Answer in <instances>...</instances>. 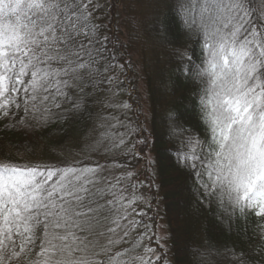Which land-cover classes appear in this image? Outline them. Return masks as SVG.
Instances as JSON below:
<instances>
[{
    "label": "snow or ice",
    "instance_id": "6c2138e0",
    "mask_svg": "<svg viewBox=\"0 0 264 264\" xmlns=\"http://www.w3.org/2000/svg\"><path fill=\"white\" fill-rule=\"evenodd\" d=\"M172 7L181 34L199 48L198 56L177 55L205 129L202 140L171 132L188 149L178 163L221 220L264 218V0H172ZM102 11L99 0H0V120L47 124L95 106L88 152L101 157L0 156V264H163L151 246L160 238L138 210L140 181L117 155L147 161L151 134L125 122V65ZM198 254L206 264L220 255L211 243ZM233 264H245L243 254Z\"/></svg>",
    "mask_w": 264,
    "mask_h": 264
},
{
    "label": "trees",
    "instance_id": "16d2710c",
    "mask_svg": "<svg viewBox=\"0 0 264 264\" xmlns=\"http://www.w3.org/2000/svg\"><path fill=\"white\" fill-rule=\"evenodd\" d=\"M99 2L102 22L118 49L117 59L125 65L120 72L123 87L119 97L130 105L125 122L133 130L142 126L146 135L151 134L144 149L147 161L143 156L125 160L117 153L134 174L132 182L140 181L135 191L143 194L145 202L138 210L147 213L144 222L149 235L160 238L159 247L156 240L151 246L164 257L163 264H206L198 252L210 243L220 253L215 264H233L241 254L245 264H264V218L245 212L221 220L215 208L201 200L189 171L178 163L179 153L188 149L182 138L171 132L186 129L184 139L188 135L195 139L199 134L202 140L205 129L199 121L192 85L179 70L177 55L195 52L198 56L199 48L181 34L172 0ZM98 111L92 106L83 113L27 126L0 120V156L44 163H54L58 158L79 159L82 156L68 157L65 149L90 144ZM170 117L179 129L173 128ZM136 142L133 131L129 146ZM144 244H148L147 239ZM232 250L235 252L230 255Z\"/></svg>",
    "mask_w": 264,
    "mask_h": 264
},
{
    "label": "rangeland",
    "instance_id": "374dc122",
    "mask_svg": "<svg viewBox=\"0 0 264 264\" xmlns=\"http://www.w3.org/2000/svg\"><path fill=\"white\" fill-rule=\"evenodd\" d=\"M91 142H89V143H91ZM82 147H79V146H68V148L66 147V149H65V154H67V156L70 157V158H72L73 156H75V157L76 156H80V157L82 156L81 158H84V156H86V157L89 156L92 159H101L100 156H97L95 154H92V153L88 152V144L84 145Z\"/></svg>",
    "mask_w": 264,
    "mask_h": 264
}]
</instances>
